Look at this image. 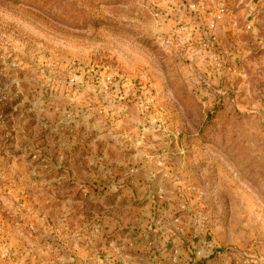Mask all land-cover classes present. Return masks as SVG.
Listing matches in <instances>:
<instances>
[{"label":"rangeland","instance_id":"1","mask_svg":"<svg viewBox=\"0 0 264 264\" xmlns=\"http://www.w3.org/2000/svg\"><path fill=\"white\" fill-rule=\"evenodd\" d=\"M229 1L237 33L205 50L212 0H0V264H70L34 221L90 200L141 253L264 264V0Z\"/></svg>","mask_w":264,"mask_h":264},{"label":"crops","instance_id":"2","mask_svg":"<svg viewBox=\"0 0 264 264\" xmlns=\"http://www.w3.org/2000/svg\"><path fill=\"white\" fill-rule=\"evenodd\" d=\"M221 1L226 5V11L220 14L219 17L216 19V26L214 33L218 37V43H219V39L223 37H228L232 41L238 29L237 14L235 13L233 7L231 6L229 0H227V3L226 0H212L214 4L213 6L216 7L217 4ZM207 2L208 0L207 1L200 0V13L204 12V9L207 7V5L205 4H208ZM248 5L252 6L253 4L248 3ZM214 10H216V8H214ZM262 11H264V9ZM200 19H201L200 26L202 25L201 28H205L206 27L205 25L208 24V21L206 22V17L202 14ZM170 21H172V18H170ZM201 28H200V35L202 32ZM218 47L220 46L218 45ZM200 50H204V49L200 47ZM225 51H228V53L234 52L233 48L231 49V44L230 46L227 47V50L226 48H224V46H222L221 49L218 48V50L215 51L212 50L213 54L217 52L222 53ZM107 175L112 176L110 174ZM71 177L75 179L74 175H71ZM103 177L105 179L107 176L106 175L99 176V180L96 181L100 184H104L105 180L101 181ZM116 177L117 179L119 177L120 180L123 181L121 175L120 176L116 175ZM41 189L42 191L38 190L37 193L38 196L41 197L42 199L40 200V202L44 208V203H43L44 196L48 190L44 188ZM113 189L115 190V192L112 195L116 197V201H115L116 213L122 211L125 207H130L135 209V206L133 205L130 206L131 204L128 205L125 204V197L129 195L133 196L134 190L127 191L126 186H124L123 184L116 185ZM11 191H12L11 194H8L11 197L12 196L23 197V194L25 195L24 197H26V194L24 193L25 190H21V191L15 190L14 192L13 190ZM50 192H52V194H58L57 196H60L59 194H61L64 191H59V188L56 189V187L54 186V188L53 187L51 188ZM4 193H8V192L4 191L3 194ZM28 194H31V192H28ZM32 194H34V191ZM109 194H110L109 191L105 190L104 195L112 198L111 195ZM26 202L29 208H31V202L28 199H26ZM89 202H91L89 203L90 207L86 208V211L82 210V208H84L82 205L74 204L71 206H66V212H67L65 213L66 216L64 219L60 221V223H56V220L52 224L49 221H47L46 223L45 216L39 217L40 220L35 219L34 222L36 224V227H39L41 229L43 228L44 230L46 228H51L52 236L55 238L57 242L56 244L59 245L64 244V246L61 247V250L63 252L68 251V253L64 255L58 254L57 256H55V259H59L65 262L71 261L70 264H108L109 259L117 260L118 264H206L200 262L199 260L191 261L189 259L188 253L183 248V244H181V242L179 243V245L172 244L173 245L172 247L170 244V248L166 252L165 251L155 252L156 249L151 250L153 246L152 243H151L152 245L150 244L151 248L149 245L143 244L144 245L143 247H145L144 249H146L147 251L141 253L142 246L140 244V238H139L140 232L138 229L137 232L139 234L137 236L135 235V224L127 227L126 226L127 224H124L121 217H117L115 219L108 216L107 215L109 211L108 202H106V204H98L99 208L97 210L96 207L93 206V203L96 202L91 200ZM77 212H86L87 215H83L82 213L77 215ZM96 212L102 214L100 220H96L92 216L88 215V213L92 214ZM82 219L83 221H85L84 223ZM113 219L116 221L112 223ZM97 221L100 222L97 223ZM80 224L82 225L81 227L82 229L80 232H78L77 229L79 227L78 225ZM128 228L133 229L132 235L125 236V233L126 231H128ZM171 241L174 242L173 240Z\"/></svg>","mask_w":264,"mask_h":264},{"label":"built area","instance_id":"3","mask_svg":"<svg viewBox=\"0 0 264 264\" xmlns=\"http://www.w3.org/2000/svg\"><path fill=\"white\" fill-rule=\"evenodd\" d=\"M226 11V5L221 1L217 4V8L214 11V13L211 12V18L210 20H208V28L210 29V32L206 35V40L201 42V46L204 49H208L210 47H213V45L218 44V37L215 35L214 30H215V26H216V19L219 17L220 14L224 13ZM247 29L251 27V23H247L246 24ZM3 230L2 229V224L0 223V231ZM4 233V232H3ZM5 233L1 235L0 238V248H6V239H5ZM4 254H7V251H4ZM115 262L118 264L117 260L114 259H109L108 264H115ZM52 264V263H49ZM56 264V263H55Z\"/></svg>","mask_w":264,"mask_h":264}]
</instances>
